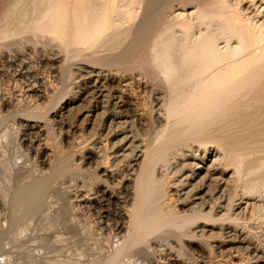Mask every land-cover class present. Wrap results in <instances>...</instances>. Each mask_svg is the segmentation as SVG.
Here are the masks:
<instances>
[{"label": "rangeland", "instance_id": "rangeland-1", "mask_svg": "<svg viewBox=\"0 0 264 264\" xmlns=\"http://www.w3.org/2000/svg\"><path fill=\"white\" fill-rule=\"evenodd\" d=\"M9 1L0 0V15L6 12ZM146 1L145 16L141 13L136 17L137 28L106 50L109 52L104 51L108 54L104 62L90 60L89 48L77 49L74 45L66 48L55 39L49 41L45 34L31 38L28 30H18L10 37H0V193L10 183L15 189L24 180L50 172V165L53 163L55 168L60 158L67 159L75 151L79 153L73 157L74 165L69 171L60 175L46 191L44 205L30 219L26 235L16 239L7 232L11 209L0 200V261L7 260L0 264H103L127 237L128 223L119 210L132 209L134 198L120 181L126 177L140 149L138 140L150 144L155 130L163 129L167 120L164 103L169 93L167 85L148 66L150 50L161 31L172 22L176 7L196 8L199 4L198 0H193L194 3ZM231 1L244 9V14L251 12V18L256 16L258 20H254L263 23V0ZM114 73L115 78L104 80L103 76ZM72 122L76 123L69 126ZM37 144L46 147L40 155L34 149ZM202 145L192 140L184 148H178L170 155L167 166H160L157 173L160 171L159 177H165L170 187L169 194L166 193L170 208L181 213H214V223L207 220L214 229L202 230L192 225L189 234L181 236L171 233L170 229L159 231L149 236L146 243L134 247L127 264H264V211L261 210L264 198L245 194L248 179L230 181L220 174L217 170L223 167L232 170L233 165L209 146L212 143L205 148ZM94 146L98 151L102 149L105 163L117 170L121 179L115 176L107 181L108 177L105 180L96 174L97 159L85 155ZM190 155L208 157L210 164L200 168L188 159ZM48 160L49 165L44 162ZM193 170L196 171L194 178L188 176ZM262 170L253 177H264ZM99 183L115 188L116 195L104 194ZM195 195L197 200L193 199ZM199 239L208 240L204 250L198 246ZM234 256L238 257L235 262Z\"/></svg>", "mask_w": 264, "mask_h": 264}, {"label": "bare ground", "instance_id": "bare-ground-1", "mask_svg": "<svg viewBox=\"0 0 264 264\" xmlns=\"http://www.w3.org/2000/svg\"><path fill=\"white\" fill-rule=\"evenodd\" d=\"M145 1L10 0L6 12L4 11L5 13L2 12L0 15V37L8 35L10 37L18 30H28L31 38L35 37L34 35L39 34L40 37L41 34H45L49 41L55 39L66 48L73 45L77 49L89 48L90 60L104 62L108 55H105L104 51L113 48L137 28L136 17L143 13ZM197 2L199 4L196 8L193 6L189 8L188 6L176 7L175 12L173 11L172 22L161 31L150 50V64L148 66L167 85L165 86L169 93L168 101L164 103L167 104V115L164 114L167 116V120H165L163 129L155 130V133H152L153 137L151 138L153 139L150 144L138 140L140 149L137 147L139 150L135 155L134 162L126 177L124 174L122 179L117 170L105 163V155L102 154L101 146L99 147L100 151L96 150L95 146L94 149L91 147L85 151L86 156L97 159L96 174L99 173L101 178H105V180L108 177L107 181H109V177H119L121 186L126 190L128 188L134 198L132 209L119 210L122 217H126L124 219L127 221H124L126 224L128 223V235L119 242L115 249L113 248L114 250L111 251L103 264H127L136 245L146 243L150 238L149 236L164 229H170L171 233L180 236L181 234H189V228L192 225H198L202 230L214 229V226L209 224L214 219V213L202 211L181 213L170 208L171 205L169 206L166 202V193L169 192L170 187L168 188L166 185L165 177H159L160 171L157 173L160 166L162 167L163 164V166H167V162H170V155L175 150L184 148L192 140L199 141L200 144H203L202 146L205 145L204 148L208 146L206 144L212 143L209 146H212V149L216 151L218 150L220 156L233 165L232 170L223 167L217 171L228 177L230 181L235 178L237 180L248 179L244 185L245 194L261 195L264 198V177H253L264 169V18L261 19L263 23L261 21L256 22L258 20L256 16H254V18L256 17L255 21L254 18L250 17L253 15H250L251 12L249 15L244 14L246 11L242 9L244 10L243 13L241 8L233 4L231 0H198ZM185 4L188 3L185 2ZM143 15L145 16L144 13ZM103 77L104 80L115 78L116 74H108ZM44 96L46 93L42 95V97ZM30 123L31 120H28L27 124ZM74 124L72 122L69 126ZM192 145L194 144L190 146ZM45 148L37 144L34 149L37 153H41ZM76 153L79 154L75 151L69 157L64 156L68 157L67 159L60 158L55 168L52 163L50 165L52 166L50 167L51 171L42 174L41 177L24 180L25 182L15 189L10 183V187L0 193V200L7 203L11 209V220L7 228L11 237L17 239L28 233L30 219L44 205L46 191L51 186L53 187L60 175L69 171L74 165L72 163L75 160L72 161V159ZM200 157L190 155L188 159L197 166L199 165L200 168L210 164V158ZM44 162L50 164V160ZM192 167L194 168V166ZM195 172L193 170L192 175L188 176L194 178ZM225 181L228 182L227 179ZM100 183L99 186L104 194L116 195L115 188L112 189L108 185ZM237 184L239 183L237 182ZM195 186L196 184L194 188ZM193 199L197 200L198 197L195 195ZM241 199L245 198L241 197ZM231 204L232 202H228V206ZM261 210L264 211V206L261 207ZM122 226L126 225L123 224ZM203 238H205L204 235ZM207 241L199 239L198 246L204 250ZM249 242L252 243L251 239ZM232 258L235 262L238 257ZM4 260H1L0 263H3Z\"/></svg>", "mask_w": 264, "mask_h": 264}]
</instances>
